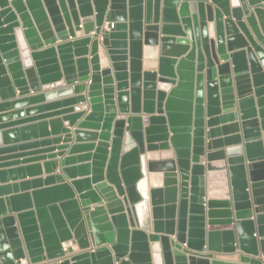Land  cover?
Masks as SVG:
<instances>
[{"label":"water","instance_id":"obj_1","mask_svg":"<svg viewBox=\"0 0 264 264\" xmlns=\"http://www.w3.org/2000/svg\"><path fill=\"white\" fill-rule=\"evenodd\" d=\"M0 112L76 189L1 186L0 264H264V0H0Z\"/></svg>","mask_w":264,"mask_h":264},{"label":"crops","instance_id":"obj_2","mask_svg":"<svg viewBox=\"0 0 264 264\" xmlns=\"http://www.w3.org/2000/svg\"><path fill=\"white\" fill-rule=\"evenodd\" d=\"M74 54V53H73ZM77 95H85V92H80L79 94H74V96ZM67 97H60V98H56L54 100L51 101H44L41 102L40 104H33V105H28L22 108H17L18 109H22L24 110V114L23 117H32V116H36V115H49L51 113H54L55 111H58L62 108L58 107V108H49V109H41V111H35L32 113H27L26 110L27 109H33L34 107L37 106H42L45 104H50V103H54L57 101H62L64 99H66ZM16 110V109H14ZM14 110H10V111H14ZM2 113V112H0ZM31 115V116H28ZM62 116H48L42 120H40V122H46L49 123V121L53 120V119H61ZM21 119V118H18ZM17 119L15 118H9V120H6V122H13ZM39 121L33 120V121H29L27 123L24 124H18L16 126H13L12 128H19V127H23L26 125H34ZM5 122H0V125H3ZM61 126L65 129H73L72 127L69 128L68 126H66L65 122L61 119ZM3 129H0V131H2ZM47 130L50 132V127L49 124L47 125ZM57 135H53V134H49L48 136H44L41 137L40 134L38 133V131H35L34 134H32L31 136H28V138L26 140H24V142H16V143H12L9 145H20L23 143H37L36 146H29V147H24L23 149H17L8 153V154H0V158L5 157V155H10L11 158L9 159H3L0 160V172L6 171L8 169H18L20 167H29L32 165H36L38 166L37 169H33V170H26L22 173L19 172H14L12 175L7 174L6 178L4 176H2L0 174V187L4 186V185H14L15 187H12L11 189V193L9 196H15V195H21V194H26L29 196V205H32L31 203V199H30V193L33 190H37V189H41V188H47V187H51L52 185H55L57 183L56 179L53 180H49L46 181L47 178L50 177H56V176H61V178L64 180V182L66 184H68V186L70 187V189L73 192H76L75 187H73L70 182L71 180L62 173L61 169V165H60V160L62 159V156H56L55 158H49L50 155H53L55 153L58 152V150L60 149V147H63L64 144L62 143H54L53 139L56 138ZM47 141V142H45ZM73 135H72V141L67 143L66 145H68L66 148L63 149V151H65V153L69 154L70 148L73 145ZM84 144V143H83ZM5 147L4 144H2L0 146V148ZM56 148V150H54L52 152L51 151H45V152H41L51 148ZM59 148V149H58ZM83 152V151H80ZM79 152V153H80ZM77 153V152H76ZM65 155V154H64ZM39 157H44V159H40ZM57 161V162H56ZM45 162H56L55 165L46 167L44 165ZM76 180L78 179H82L80 178L79 173L76 174ZM8 196V197H9ZM5 197V196H3ZM18 208L16 209H23L26 208L27 206H22V202L17 204ZM216 259L221 260L223 262H230V263H237L238 262V256L237 255H216L215 256Z\"/></svg>","mask_w":264,"mask_h":264}]
</instances>
